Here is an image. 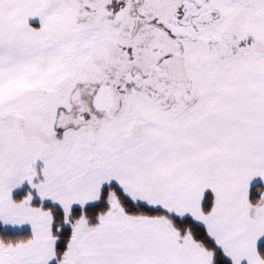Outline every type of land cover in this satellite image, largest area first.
<instances>
[{
  "label": "snow or ice",
  "instance_id": "6c2138e0",
  "mask_svg": "<svg viewBox=\"0 0 264 264\" xmlns=\"http://www.w3.org/2000/svg\"><path fill=\"white\" fill-rule=\"evenodd\" d=\"M0 264H264V0H0Z\"/></svg>",
  "mask_w": 264,
  "mask_h": 264
}]
</instances>
